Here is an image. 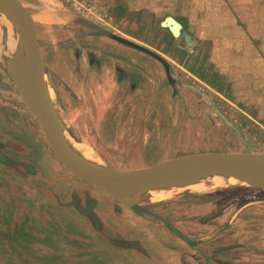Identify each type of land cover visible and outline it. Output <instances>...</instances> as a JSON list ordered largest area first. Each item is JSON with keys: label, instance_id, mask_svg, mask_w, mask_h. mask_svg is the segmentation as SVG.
<instances>
[{"label": "rangeland", "instance_id": "374dc122", "mask_svg": "<svg viewBox=\"0 0 264 264\" xmlns=\"http://www.w3.org/2000/svg\"><path fill=\"white\" fill-rule=\"evenodd\" d=\"M21 1L30 11L45 10L50 14L58 12L57 14L62 15L60 23L55 27H43L39 32L42 55L47 63L50 98L62 120L64 119L63 123L70 137L91 147L102 163L119 164L107 165V167L121 171L140 169L149 166H123L121 163L140 162L141 165H153L175 157L203 153L252 152L264 155V0H245L249 2L246 10L239 7L238 0H213V21L203 24L210 25L208 31L225 35H235L239 29L242 30L244 25V30L256 36L253 38L251 35L249 39L245 37L239 42L237 38L215 40L224 48L222 49L221 45L217 46L215 43L214 52L219 55L230 53L231 55L227 58L231 61L236 60L240 52L239 47L259 46L262 59L261 70L254 72L250 65L252 69L242 75L238 74L239 77L236 79L242 82L240 86H237L236 79L232 80L235 86H228L224 93V90L215 85L219 81L218 78L209 77L207 79L205 67L198 72L193 69L179 68L172 63L174 66L172 76L177 82L176 89L170 85L163 69L160 70L159 75L156 68L134 69V72L143 71L149 74V77H141L142 79L135 81L134 86L127 83L124 87L125 91L119 87L120 94L126 95L118 108L121 115L127 116L131 111L141 113L139 118L126 126H140L141 146L145 150L143 156H136L135 151H129L130 145L124 141L119 143L115 139L105 140L106 137L99 133L100 128L91 127L83 118L85 115L83 103H77L75 97L71 98L70 102L64 100L62 82L55 74V70L61 68L60 53L71 54L73 62L81 57L78 53L85 45L91 49H104L107 52L111 50L115 54V49L112 48V38L106 35H104L106 37L99 36L91 26L93 24L122 37L129 32L136 35L137 39L131 38L135 42L141 44L142 41L146 43L151 41L155 46L160 44L161 47L163 37L151 27L156 25L158 27L159 22L166 17L176 15L189 20L191 24L188 22V27L195 28L196 26L193 25L197 24L191 19V13L196 8L203 10L204 15L205 5L190 7L189 0H140L141 6L151 2V4L154 3V8L134 7L131 16L126 17L121 16L123 11L118 7L115 9V6L121 1L127 2L128 0ZM157 2L160 6H157ZM156 12H163L162 17H156L154 15ZM244 13L246 22H244ZM250 13L253 15L248 16ZM153 18L159 21L158 24L153 21ZM69 26L72 31H77L76 39L65 36ZM201 30L203 32L199 30V33L204 34L206 29L203 27ZM78 31L81 33L78 34ZM229 31L234 34L228 33ZM62 36H64L63 39ZM165 37V40L171 39L167 35ZM178 42L182 44L180 40ZM0 43H3V38ZM164 44L162 48H165ZM19 45L20 38L17 49ZM147 58L157 64L154 59L148 56ZM207 80L211 85L206 82ZM145 83L150 84V87H147L149 90L145 89ZM30 113L6 65L0 62V118L2 122H13L15 119L22 126L32 127ZM39 125L41 126L40 123ZM0 154L6 161V157L1 152ZM1 168L4 169L0 164V171L3 172ZM70 185L69 189L72 186ZM98 191L103 198L108 197L102 190L98 189ZM33 194L23 191L22 196L14 197L12 189L6 192L5 180L3 174H0V264H126L123 262L122 255L115 253L117 248L110 245L109 231L103 232L102 236L96 234L92 228L95 225L96 229H101L99 224L95 222L92 224L91 218L88 217L83 219L79 215L80 212L77 214L55 206L53 213H50V207H47V213L46 205ZM142 198L149 201L143 208L153 212L162 211L166 218L171 221L175 220L176 223L172 222L173 226L185 238L194 240L193 244L199 246L204 245L206 237L212 236L217 230L210 228L205 232L195 233L192 227L185 225L192 220L190 213L180 216L173 210L177 211L179 207L184 206L186 209L199 207V213L209 214L198 215L193 221L198 220L203 223L220 217L221 222L226 225L225 231L222 232V239L228 240L233 233L228 228L229 214L234 215L244 205L256 202L255 207L257 208L251 217L263 223L261 234L264 236V190L249 183L224 185L215 192L207 194L186 192L171 201H152L148 192L144 193ZM16 205L21 209L15 208ZM213 208L216 209L211 213ZM139 212L150 218L153 217L142 210ZM20 213L22 214L19 215ZM170 230L159 229L157 233L160 236V248L164 246L162 249L158 248L164 256L163 259L168 260L169 257L172 262L174 256L171 252L176 250L185 252L188 245L172 228ZM151 233L154 234V231L152 230ZM228 247L229 245H226L224 248ZM260 249L264 252V247Z\"/></svg>", "mask_w": 264, "mask_h": 264}, {"label": "crops", "instance_id": "0c3cea01", "mask_svg": "<svg viewBox=\"0 0 264 264\" xmlns=\"http://www.w3.org/2000/svg\"><path fill=\"white\" fill-rule=\"evenodd\" d=\"M189 1L190 7H202V4L205 5L204 15L202 13L203 10H197L196 8H194L195 11L191 13V19L197 24L193 25L196 26L195 28L188 27L189 20L187 19L185 20L176 15L169 16L178 20L183 26L181 35L176 37L169 28L163 26V22L168 17L161 22L153 18L155 23L158 24L159 22L160 24H158V27L156 25L151 28L154 29V31L156 30L157 34L163 37V43H161L160 47V44L159 46H155L151 41L150 43L142 41L143 43L141 42V45L146 47L149 46L151 50L162 55L171 62V67H174L173 64H176L179 68L183 67L188 70L193 69L198 72L206 68L207 79H209V77L218 78L219 81L214 83L220 89L224 90V93H226L228 86H235L232 80L238 78V74L242 75L247 70L252 69V67L254 72L258 69L259 71L261 70L262 59L259 46H249L248 48L239 47L240 52L234 61L227 58L228 55H231L230 53L227 55H219L214 52L216 47L215 43L217 46L221 45V43L215 42V40L237 38L239 42L241 39L244 40L245 37L248 39L251 38L253 34L244 30V25L242 26V30L239 29L236 32V36L222 33L214 34V31L210 30L209 32L208 28L210 25L205 26L203 24L204 22L208 24L210 21H213V0H205L203 2L201 0ZM139 3L140 0L121 1L115 6V9L117 7L120 8L123 11V15L121 16L125 15L129 17L134 12V7L143 8L142 6H146L148 8H154V3L142 4V6ZM238 4L239 7H243L245 10L246 7H249V2L245 0H238ZM157 6H160L159 2H157ZM245 10L244 12L246 13ZM30 12L36 21L38 34L43 27H55L60 23L62 18L61 14H57L58 12L55 14H50L45 10ZM162 13L163 12H156L154 15L156 17H162ZM245 13L244 22H246ZM46 14L51 15L49 17L50 19L43 17V15ZM251 15L253 14L250 13L248 16ZM189 23L191 24V22ZM70 27L71 26L67 27L66 30L68 34L66 33L65 36L68 35L66 37L76 39L75 35H77V31H72ZM203 27L206 30L204 34H201L199 30L203 32L201 30ZM79 33H81V31H78V34ZM184 33L191 37L193 42L192 46L188 44ZM228 33L234 34V32L231 31ZM166 35L171 39L165 40ZM99 36L106 37L104 35ZM123 36L129 40H131V38L137 39L135 37L136 35L129 32H126ZM63 37L64 36H62V39ZM253 38H256V36L253 35ZM178 40H180L182 44H179ZM111 41L113 43L112 48L115 49V54L114 52L112 53L111 50L107 52L104 49H91L89 46L85 45L80 48L78 53L81 57L73 62L71 54L69 55V53H67L64 55L59 52L61 68L55 70V74L60 77V81L62 82V96L64 100L66 102L69 100L70 102L75 97L77 103H83L85 108L83 110L85 114L83 118L87 120L91 127H99V133L101 136L106 137L105 140L115 139L118 140L119 143L124 141L130 145L129 151H135L134 153L136 156H143L145 150L141 146L140 126H126L139 118L141 113L131 111L127 116H125V114L121 115L118 108L126 95L123 96L122 93L120 94L119 87L123 88V91H125L124 87L127 83L134 86L135 81L137 82L144 77H149V74L143 71L137 73L134 72V69L144 70L147 68H156L159 75L161 69H163L162 71L164 73H166V71L164 66L153 57L118 43L113 39H111ZM162 44L165 45V48H162ZM221 48L223 49L224 46L221 45ZM147 56L154 59L157 64L150 61ZM250 65H252V67ZM201 76L203 75L201 74ZM236 80L237 86H240L242 82H239L238 79ZM206 82H208V80ZM208 83L211 85L210 82ZM145 86V89L149 90L150 84L145 83ZM138 90H140V88H138ZM31 113L29 115L33 122L32 127L22 126L20 122L15 121L14 118L13 122H2L0 118V127L2 126L0 130V152L6 157V161H4L3 156L0 154V164L4 167V169L1 168L3 172L0 171V174H3L6 192L12 189L14 197H16V195L22 196L23 191L30 192L31 194L35 193L33 195H35L37 199H40L41 203L46 205L47 213V207H50V213H53V209L57 207L58 209H66L71 212L74 211L77 214L80 212L79 215H81L83 219L86 217L91 218L92 224L95 222L101 227V229H96L94 225L92 230L101 236L103 232L109 231L110 245L117 248V250L115 249V253L122 255V259H124L123 262L126 264H264V252L260 249V247H264V236L261 234V230L263 232V223L251 217L257 208L255 207L256 202H250L244 205L234 215L229 214L230 224L228 228L233 231V233L228 240L222 239V232L225 231L226 225L221 222L220 217L208 223H203L198 220L193 221L194 217L198 215L209 214L207 212L199 213V207L186 209L184 206L179 207L177 211L173 210L174 213L177 212L180 216L190 213L189 215L192 220L185 225L192 227V231L195 233L205 232L210 228L219 232H216L212 236H207L205 244L200 246L194 245L193 242L195 241L188 239L191 242L189 244L181 236L188 245V248H185V252H183V250L171 252V255L174 256L172 262H170L169 257L168 260L165 258L163 259L164 256L161 255L158 249L161 244L159 245L160 236L157 231L159 229L171 231V226L159 219L157 220L155 217L150 218V216L133 211L112 198L101 188L89 184L73 174L55 157L42 126L39 125V121L34 114ZM99 149L100 148H98V150ZM141 164L140 162L121 163L123 166L150 167L159 164V162L153 165ZM106 165L116 166L119 164L107 163ZM69 185L71 189H69ZM98 189L102 190L108 197L105 196L106 198H103ZM41 206L43 207V205ZM15 208L21 209L17 205ZM215 209L216 208H213L211 213L214 212ZM155 213L165 217L162 211L157 210ZM21 214L22 213L19 215ZM172 222L176 223L175 220L171 221V223ZM152 230L154 234L151 233ZM166 233L167 232H165V234ZM226 245H229V247L224 248ZM162 247L160 249H162ZM198 248H201L204 252Z\"/></svg>", "mask_w": 264, "mask_h": 264}, {"label": "water", "instance_id": "95a60500", "mask_svg": "<svg viewBox=\"0 0 264 264\" xmlns=\"http://www.w3.org/2000/svg\"><path fill=\"white\" fill-rule=\"evenodd\" d=\"M0 12L5 14L8 20L19 29L18 54L25 58L23 68L6 65L7 71L23 100L41 124L55 157L77 177L101 188L133 211L142 210L165 222L189 244L191 242L173 226L170 220L143 208L135 196L133 197V193L143 191V195L154 185L215 175L244 179L247 183L264 190V155L252 152L185 155L154 166L125 171L109 167L105 169L83 158L73 150L62 118L47 96V67L42 55L34 16L21 0H0ZM91 26L99 35L110 36L116 42L143 52L159 61L165 68L170 85L176 89L177 82L172 76L171 64L162 55L132 40L109 33L107 29L98 25ZM163 26L169 28L176 37L182 33V24L173 17H168L163 22ZM184 36L188 44L192 46L191 37L186 33ZM54 112H56V116H60L59 119L55 117ZM71 139L73 142L79 143L75 138L71 137ZM198 249L204 252L201 248Z\"/></svg>", "mask_w": 264, "mask_h": 264}, {"label": "bare ground", "instance_id": "6f19581e", "mask_svg": "<svg viewBox=\"0 0 264 264\" xmlns=\"http://www.w3.org/2000/svg\"><path fill=\"white\" fill-rule=\"evenodd\" d=\"M50 16V14L43 15V17L46 19H50ZM19 35L20 31L16 27V25L10 22L5 14L0 12V42L3 38V43H0V62H2L4 66L9 65L16 68H23L25 66V58L21 57L18 54L17 49ZM47 96L49 100L52 101L50 98L49 87H47ZM55 113L56 112H54L56 118L60 117L58 114V116H56ZM63 118H65V116H63ZM67 137L68 140L72 143L73 150L76 153H78L88 161L93 162L95 165L107 169V165L101 162V159L99 158L97 153L93 152L91 147L83 143H75L72 141L71 137H69L68 135ZM241 183H247V181L236 177H225L219 175L202 176L200 178L181 179L164 184L154 185L148 189V193L151 195L152 201H171L186 192H198L207 194L215 192L217 189L224 185H234ZM142 193L143 191L135 192L133 193V197L135 196V199L138 201V203L144 206L149 201L142 198Z\"/></svg>", "mask_w": 264, "mask_h": 264}]
</instances>
